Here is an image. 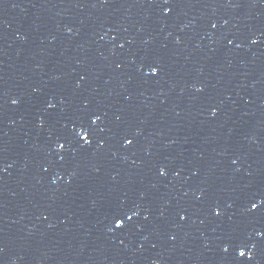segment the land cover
Masks as SVG:
<instances>
[{
  "label": "water",
  "instance_id": "obj_1",
  "mask_svg": "<svg viewBox=\"0 0 264 264\" xmlns=\"http://www.w3.org/2000/svg\"><path fill=\"white\" fill-rule=\"evenodd\" d=\"M0 264H264V0H0Z\"/></svg>",
  "mask_w": 264,
  "mask_h": 264
},
{
  "label": "snow or ice",
  "instance_id": "obj_2",
  "mask_svg": "<svg viewBox=\"0 0 264 264\" xmlns=\"http://www.w3.org/2000/svg\"><path fill=\"white\" fill-rule=\"evenodd\" d=\"M153 72H156V68H153ZM13 103H15V101H13ZM81 136L83 137L84 136V133H81ZM128 143H131V141H128ZM59 147L62 148L63 147V144H60ZM161 172H163V170H161ZM252 207L255 208L256 207V204H253ZM117 223L118 224H121L122 221H117ZM225 250H227V249L225 248ZM240 255H244L243 251H241Z\"/></svg>",
  "mask_w": 264,
  "mask_h": 264
}]
</instances>
